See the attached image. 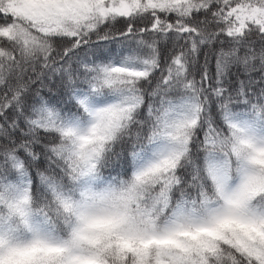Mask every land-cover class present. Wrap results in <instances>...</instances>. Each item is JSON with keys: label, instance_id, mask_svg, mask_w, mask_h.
Instances as JSON below:
<instances>
[{"label": "snow or ice", "instance_id": "obj_1", "mask_svg": "<svg viewBox=\"0 0 264 264\" xmlns=\"http://www.w3.org/2000/svg\"><path fill=\"white\" fill-rule=\"evenodd\" d=\"M0 264H264V0H0Z\"/></svg>", "mask_w": 264, "mask_h": 264}, {"label": "trees", "instance_id": "obj_2", "mask_svg": "<svg viewBox=\"0 0 264 264\" xmlns=\"http://www.w3.org/2000/svg\"><path fill=\"white\" fill-rule=\"evenodd\" d=\"M119 26V25H118ZM233 71H235V70H233Z\"/></svg>", "mask_w": 264, "mask_h": 264}]
</instances>
